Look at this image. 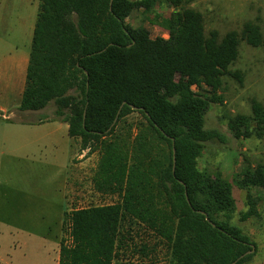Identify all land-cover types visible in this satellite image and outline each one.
<instances>
[{"label":"trees","instance_id":"obj_1","mask_svg":"<svg viewBox=\"0 0 264 264\" xmlns=\"http://www.w3.org/2000/svg\"><path fill=\"white\" fill-rule=\"evenodd\" d=\"M163 1L174 9L160 20L166 38L125 21L153 0L39 1L18 109L38 110L53 100L68 135L99 154L94 188L117 196L64 213L68 241L60 240L58 264H114L124 223L165 241L168 264H243L253 255L239 258L251 240L230 220L231 185L202 172L197 160L212 136L204 115L212 102H223L224 76L242 81L230 69L240 42L264 48V34L254 21L222 36L206 33L203 14L188 0ZM251 106L250 116L230 119L234 137L250 136L253 122L263 135L264 108ZM133 112L143 118L134 135L133 124L118 128ZM237 184L264 189V166L247 163ZM249 201L243 218L257 214Z\"/></svg>","mask_w":264,"mask_h":264},{"label":"rangeland","instance_id":"obj_2","mask_svg":"<svg viewBox=\"0 0 264 264\" xmlns=\"http://www.w3.org/2000/svg\"><path fill=\"white\" fill-rule=\"evenodd\" d=\"M188 1L186 6L203 14L206 33L216 29L222 36L230 30H240L246 21H254L264 34V0ZM173 10L163 0H153L150 8L134 9L125 21L132 26H144L152 38H166L168 32L160 20ZM230 69L240 71L242 81L224 76L223 102H212L204 115V127L212 136L203 143L197 164L205 174L220 175L231 185L235 209L230 220L254 245L253 255L243 264H264V189L241 188L237 184L247 163L264 166V133L259 136L254 132V122L248 137L236 138L229 128L234 116L252 114L253 102L264 108V48L241 41L239 55ZM56 109L57 105L51 100L40 111L43 116L57 118ZM7 110L12 116L10 110L16 108ZM20 118L16 115L0 121V264H57L60 241L56 243V236L61 212L93 204H110L117 201V196L94 188L92 177L99 154L81 149L78 138H74L77 142L72 144L74 158L68 171V186L60 185L63 177L55 165L66 166L71 156V151H62V134L44 145L35 143L23 147L19 143L24 134L11 129L19 127ZM140 121H143L141 115L133 112L123 118L118 128L133 124L131 133L134 135ZM83 152L85 157L82 158ZM86 157H89L86 164L81 166ZM249 197L256 202L257 214L243 218L249 208ZM122 232L114 264H168L167 243L151 230L137 223H124ZM62 238L68 241L64 231Z\"/></svg>","mask_w":264,"mask_h":264},{"label":"crops","instance_id":"obj_3","mask_svg":"<svg viewBox=\"0 0 264 264\" xmlns=\"http://www.w3.org/2000/svg\"><path fill=\"white\" fill-rule=\"evenodd\" d=\"M39 1L40 0H0V113L2 116L0 121L12 119V117L16 115L21 117L18 128H8H11L14 132L24 134L19 143L23 147L34 146L35 143L44 145L48 140L51 141L57 134H62V151L64 153L68 151L70 153L71 151V156L66 166L61 163L55 166H57V171L61 173L63 177L60 181L62 184L60 185L65 187L68 186V171L74 158V147L72 144L77 142L76 139L68 135V124L53 116H43L40 109H18L21 94L25 86L26 68L29 60L30 46ZM9 107L16 108L14 111L10 110L13 112L12 116H9L7 112ZM80 156H82V158L83 156L85 157V153L83 152ZM88 158L89 157L84 158L80 165L84 166ZM72 210L73 209H67L61 212L56 243L62 238L64 213H69ZM58 253L56 258L57 264Z\"/></svg>","mask_w":264,"mask_h":264},{"label":"water","instance_id":"obj_4","mask_svg":"<svg viewBox=\"0 0 264 264\" xmlns=\"http://www.w3.org/2000/svg\"><path fill=\"white\" fill-rule=\"evenodd\" d=\"M131 107H132L133 109H135V106L131 105ZM118 113H119V111H118ZM117 117H118V114L116 115V117H115L114 121L112 122L111 126L115 123ZM174 161H175V156H174V148H173V166H174ZM185 195H186V193H185ZM186 197H187V196H186ZM198 212H199V213H202V214L205 215V212L202 211V210H198ZM206 220H207L210 224H212V225L214 226V223H212L207 217H206ZM250 246H251V249H250V250H247L245 253H243L242 255H240L239 258H241V257L245 256L246 254H249V253H251V252L253 251V246H254V245H253V244H250ZM233 264H235V262H233Z\"/></svg>","mask_w":264,"mask_h":264}]
</instances>
